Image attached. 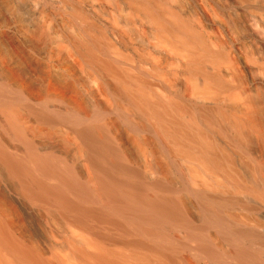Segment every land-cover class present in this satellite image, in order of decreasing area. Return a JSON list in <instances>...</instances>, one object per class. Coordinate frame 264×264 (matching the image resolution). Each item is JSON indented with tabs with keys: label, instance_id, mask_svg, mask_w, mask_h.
<instances>
[{
	"label": "bare ground",
	"instance_id": "1",
	"mask_svg": "<svg viewBox=\"0 0 264 264\" xmlns=\"http://www.w3.org/2000/svg\"><path fill=\"white\" fill-rule=\"evenodd\" d=\"M0 264H264V0H0Z\"/></svg>",
	"mask_w": 264,
	"mask_h": 264
},
{
	"label": "rangeland",
	"instance_id": "2",
	"mask_svg": "<svg viewBox=\"0 0 264 264\" xmlns=\"http://www.w3.org/2000/svg\"><path fill=\"white\" fill-rule=\"evenodd\" d=\"M124 239V238H122ZM125 241H128V239H125ZM121 242V241H119ZM117 243V246L113 247L116 251H126V247L122 243Z\"/></svg>",
	"mask_w": 264,
	"mask_h": 264
}]
</instances>
